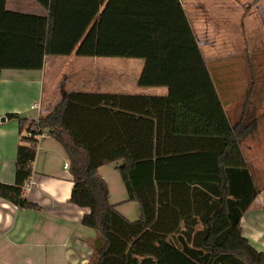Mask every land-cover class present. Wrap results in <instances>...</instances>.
Segmentation results:
<instances>
[{"label":"trees","instance_id":"16d2710c","mask_svg":"<svg viewBox=\"0 0 264 264\" xmlns=\"http://www.w3.org/2000/svg\"><path fill=\"white\" fill-rule=\"evenodd\" d=\"M35 1L46 15L7 12L0 0V9L20 22L18 29L0 22V71L41 69L46 55L141 58L137 85L164 86L167 93L70 92L27 127L25 119L8 114L19 119L24 135L15 181L0 182V197L37 208L24 197L23 185L37 139L48 134L68 157L69 201L89 208L81 223L101 241L93 264H264V251L252 246L240 226L260 191L240 148L255 122L230 125L179 0ZM197 153L216 159L209 216H191L190 180L159 174L160 164ZM119 159L128 201L141 208L132 222L109 202L98 172Z\"/></svg>","mask_w":264,"mask_h":264},{"label":"crops","instance_id":"0c3cea01","mask_svg":"<svg viewBox=\"0 0 264 264\" xmlns=\"http://www.w3.org/2000/svg\"><path fill=\"white\" fill-rule=\"evenodd\" d=\"M179 3L203 53L230 125L255 122L253 129L240 141V148L254 184L260 191L241 216L240 226L252 246L264 251V130L260 129L264 125V101L261 104L256 102L251 95L255 84L236 82L233 79V62L227 64V58L242 56L247 57L248 62V58L264 53V34L253 27L264 22V0H179ZM231 7L239 13L241 11L239 28L229 20L220 19L221 14ZM4 9L31 15L47 13L35 0H5ZM246 19L249 20V31L244 25ZM0 22L10 29L20 26L18 18H12L1 9ZM75 57L84 59L77 60ZM207 57L215 58L208 61ZM99 58L73 53L46 55L41 69H1L0 118L4 120L0 119V182L14 183L17 146L24 135V131L19 129V119L6 117L8 114L25 119L27 127L70 92L150 96L167 93L164 86L137 85L139 89L135 88L134 83L125 80L123 72L118 71L124 70L122 64ZM55 59H58L59 70L45 89L44 70L52 68ZM243 90H246L245 95ZM260 105L263 108L260 109ZM244 151L250 152L249 159ZM65 162H68V157L61 144L48 134L40 135L31 176L23 185L24 197L37 208L17 207L0 197V264H93L101 241L94 229L81 223L89 208L69 201L73 181L69 169L64 168ZM214 162L215 157L209 153H197L160 164L159 174L163 178L191 181L188 183L191 216L210 215L213 184L210 176L216 169ZM122 164L123 160L119 159L100 166L98 172L107 183L109 202L132 222L141 217V208L138 202L128 201V193L118 170ZM138 259L141 257L138 256Z\"/></svg>","mask_w":264,"mask_h":264},{"label":"rangeland","instance_id":"374dc122","mask_svg":"<svg viewBox=\"0 0 264 264\" xmlns=\"http://www.w3.org/2000/svg\"><path fill=\"white\" fill-rule=\"evenodd\" d=\"M240 18H241V11L239 13L236 10H234L232 7L227 8L225 12H223V14H221L220 16V19L229 20L232 24L236 26V28L237 26L239 28ZM244 25H245L246 30L249 31V27H250L249 20L247 19L244 20ZM253 27L256 30H258L260 33L264 34V22L263 23L259 22L257 27H255V25H253ZM257 28H261V29H257ZM260 37H261V34H260ZM239 41L242 44L240 39ZM239 41H238V44H239ZM262 44L264 45V40L262 41ZM75 58L77 60L84 59L80 57H75ZM214 58L207 57V60L210 61ZM246 59L247 57H242V56L235 57V58H227V61H228L227 64L231 63V61L233 62L232 63L234 65L233 79L236 82H239V81L246 82V83L253 82L254 84H256V88L251 95L255 97L256 102L261 104L264 101V98H263L264 96V53L256 57L248 58L249 63L247 62ZM99 60H105V61L109 60V62H114L116 64L117 63L122 64L124 67V70H118V71L123 72L124 79L130 80V82L134 83V87L138 88L136 81H137L140 69L142 68V65H143V59L141 58H109V59H106L105 57H100ZM222 60L225 61L224 58ZM55 61L56 63L54 64L52 68H49V69L45 68L44 70L45 72L44 88L45 89L47 88L48 83H50L53 80L52 77L56 76L58 73V70H59V64L57 62L58 59H55ZM245 93H246V90H243V95H245ZM261 108H263L262 105H260V109ZM260 129L264 130V125H261ZM261 145H263V143H261ZM258 148L261 149L260 147ZM244 155L247 159H249L250 152L246 153L244 151Z\"/></svg>","mask_w":264,"mask_h":264},{"label":"built area","instance_id":"2783aa9c","mask_svg":"<svg viewBox=\"0 0 264 264\" xmlns=\"http://www.w3.org/2000/svg\"><path fill=\"white\" fill-rule=\"evenodd\" d=\"M27 135H29V133H27ZM64 168H68L69 169V162H65L64 163Z\"/></svg>","mask_w":264,"mask_h":264},{"label":"water","instance_id":"95a60500","mask_svg":"<svg viewBox=\"0 0 264 264\" xmlns=\"http://www.w3.org/2000/svg\"><path fill=\"white\" fill-rule=\"evenodd\" d=\"M2 121L4 120V118L2 117V118H0Z\"/></svg>","mask_w":264,"mask_h":264}]
</instances>
